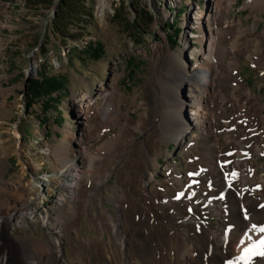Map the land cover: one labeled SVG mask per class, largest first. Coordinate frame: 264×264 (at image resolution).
<instances>
[{"label": "rangeland", "instance_id": "obj_1", "mask_svg": "<svg viewBox=\"0 0 264 264\" xmlns=\"http://www.w3.org/2000/svg\"><path fill=\"white\" fill-rule=\"evenodd\" d=\"M56 1L0 0V256H5L7 264H23L24 252L31 249L41 257L30 260L33 264H115L120 251L105 230L99 209L118 223L117 237L128 235L124 216L119 218V203L130 194L127 185L130 191L142 188L140 199L149 200L156 209L170 203L173 213L182 215V207L189 206L208 230L220 236L218 215L220 205L225 208V204L213 197L211 183L204 180L211 174L202 155L191 144L180 147L174 141L173 121L164 122L162 148L150 171L153 180L131 183L125 177L126 157L153 125L139 127L122 119L109 126L96 122L85 127L79 116L86 97L104 112L108 91L118 90L122 93L117 95L121 116L125 113L130 120H139L144 104L151 102L150 94L160 93L156 77L164 68L170 70L164 66L166 62L177 59L190 74L208 43L207 26L197 24L195 14L202 13L205 18L212 0H113L102 21L95 16L99 0H72L75 3L68 11L78 6L76 15L67 11L61 16L66 33L52 29ZM226 1L230 5L221 17L224 33L217 52L230 60L240 48L246 51L231 72L240 77L241 90H250L261 99L264 118V45L260 39L264 0L254 5L248 4L250 0ZM39 72L56 74L63 83L45 109L42 100L28 104L24 97L25 81ZM239 107L252 117L254 126L247 144L264 150V127L258 123L256 108L240 98ZM167 109L169 113L172 107ZM196 134L198 130L192 128L189 136ZM244 138L236 143L237 181L246 158L240 152ZM215 139L222 143V138ZM84 148L96 158V175L104 180L96 187L91 184L92 194L82 209V194L75 196L72 191L78 186L84 191V180L72 190L68 185L77 172L71 161ZM248 157L252 163L249 175L259 177L264 172V151L253 148ZM238 201L239 197L237 206ZM76 228L80 242L89 247L87 251L72 240ZM254 237L247 244L235 242L239 244V264L264 259V240ZM254 242L256 249H252Z\"/></svg>", "mask_w": 264, "mask_h": 264}, {"label": "bare ground", "instance_id": "obj_2", "mask_svg": "<svg viewBox=\"0 0 264 264\" xmlns=\"http://www.w3.org/2000/svg\"><path fill=\"white\" fill-rule=\"evenodd\" d=\"M256 1L250 0L248 4L254 5ZM112 2L113 0H99L95 13L98 21H102L108 15ZM228 5L230 2L226 0H212L205 18L202 13L195 14V22L197 24L204 22L207 26L205 35L208 43L200 52V57L192 68L189 67V75L176 58L174 62L165 61L164 66L169 67L170 70L167 71L164 68V71L158 72L156 77L160 84V90H158L160 93L150 94L151 102L148 105L144 104V111L140 114L139 120L132 121L125 113L121 116L122 112L118 107L120 99L117 95L122 96V93L118 90L108 91L107 107L104 112L97 102L89 97L81 102L79 116L82 126L85 127H87L86 124L96 122L109 126L121 122L122 119L139 127H145L148 123L153 125L133 145L131 153L126 157V181L145 178H148L149 182L153 180L150 171L154 169L155 155L162 148L163 135L160 134L163 131L164 122L173 121L176 127L172 128H175L177 132L173 133L174 141L180 147L191 144L202 155L200 159L210 168L211 174L207 178L203 176L204 180L211 183L213 197L225 204V208L220 205L219 209V228L222 227V233L219 236V233L208 230L205 222L196 218L189 206L182 207L184 210L182 215L174 214L170 203L156 209L148 202L149 200L140 199L139 191L143 190L142 188L140 190L138 188V191L137 189L130 191L127 185L126 191L130 194H125L124 199L119 203L121 207L119 218L124 216L128 235L117 237L118 223L114 222L103 209H99V215L104 217L105 230L110 232L115 242L114 247L120 251L119 261L115 264H133L134 261H140L143 264H239L237 256L239 244L236 246L235 242L247 244L248 240L254 236L259 241L264 240V231H261L264 229V172L259 177L249 175L252 163L248 157L253 148L259 151L264 150L257 144L248 145L246 142L253 133L254 126L251 123L252 117L246 110L239 107V98L246 103H252L256 108L258 123L264 127V118L261 113L263 102L250 90H241L240 77L231 72L236 68V62L240 56L246 51L240 48L239 53L234 52L232 57L229 55L230 60L217 52V42L224 33L221 17ZM254 28L253 26L252 31ZM260 39L263 42L261 45H264V32ZM169 107H172V110L168 113L166 111ZM192 128L198 130V134L189 136ZM241 137H245L243 142L245 147L240 152L246 158L240 167L241 184H239L234 165L239 159L236 143ZM215 138L220 140L222 138V143ZM86 152V148L82 149L79 156L71 161L72 164H70L76 168L77 172L72 174L73 183L68 185L72 190L77 184L80 185L81 180H84V183H81L84 191H81L79 186L72 191L75 192V196H78V192L82 194L84 199L81 203L82 209L92 194L89 190L91 184L96 187L104 180V176L96 175L98 172L96 158H91ZM238 197L239 205L237 206L235 202ZM240 209L242 211L239 213ZM71 237L74 243L78 242L80 249L88 250V245H84L79 240L78 228L73 229ZM254 243L256 246L252 249L257 248V243ZM253 256L254 254H251L252 258ZM252 258L250 261L253 260ZM30 260L39 261L41 257L29 249L24 252L23 264H33ZM0 264H7L4 255L0 256ZM253 264H264V259Z\"/></svg>", "mask_w": 264, "mask_h": 264}, {"label": "trees", "instance_id": "obj_3", "mask_svg": "<svg viewBox=\"0 0 264 264\" xmlns=\"http://www.w3.org/2000/svg\"><path fill=\"white\" fill-rule=\"evenodd\" d=\"M79 1L80 0H78V2ZM74 3L75 2L72 0H57L55 2L56 17H54L51 21L52 29L57 30L58 33H63V31L66 33L67 28H64L61 16L64 12H67L71 8V5H74ZM77 7L78 6L75 8L72 7V9L68 12L72 13V15H76ZM169 28H171V25H169ZM62 84L63 83L58 75L48 74L47 72H39L37 77H30L26 82L24 97L26 98L28 104L37 100H42L41 106L45 109L49 106V102H52L53 98L57 96L56 94L60 93ZM38 121L40 122V120Z\"/></svg>", "mask_w": 264, "mask_h": 264}, {"label": "snow or ice", "instance_id": "obj_4", "mask_svg": "<svg viewBox=\"0 0 264 264\" xmlns=\"http://www.w3.org/2000/svg\"><path fill=\"white\" fill-rule=\"evenodd\" d=\"M261 231H264V229H261Z\"/></svg>", "mask_w": 264, "mask_h": 264}, {"label": "water", "instance_id": "obj_5", "mask_svg": "<svg viewBox=\"0 0 264 264\" xmlns=\"http://www.w3.org/2000/svg\"><path fill=\"white\" fill-rule=\"evenodd\" d=\"M25 83H26V81H25Z\"/></svg>", "mask_w": 264, "mask_h": 264}]
</instances>
